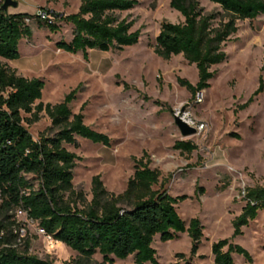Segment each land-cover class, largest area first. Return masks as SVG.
I'll return each mask as SVG.
<instances>
[{
  "label": "rangeland",
  "instance_id": "rangeland-1",
  "mask_svg": "<svg viewBox=\"0 0 264 264\" xmlns=\"http://www.w3.org/2000/svg\"><path fill=\"white\" fill-rule=\"evenodd\" d=\"M16 10L35 15L40 9L52 8L63 15L76 13L78 0H14ZM131 10L116 12L120 20L132 22L131 31H139L138 43L120 51H87L70 54L56 49L55 43L70 39V26L51 33L31 21L32 36L19 42V57L0 63L27 79L44 82L40 102L56 104L71 90L79 88L71 103L72 113L80 112L84 124L105 134L109 146L76 138V147L65 146L79 160L73 169V188L91 199V179L99 175L105 189L123 192L133 174L134 159L145 153L150 167L161 173L156 188L172 197L185 196L176 204L178 215L186 223L197 218L203 226V238L197 255L189 258L190 240L181 234L176 240L153 241L158 264H214L211 245L230 239L232 220L241 212L245 189L264 186V16L236 21L237 31L224 45L227 59L211 67L215 72L203 90L201 101L193 98L177 79L197 82V72L182 56L163 60L154 53L155 37L163 22L181 23V15L170 7V0H136ZM205 14L221 8L208 0H196ZM262 91L245 104L259 87ZM122 83L127 84L124 89ZM176 111L186 113L197 129L195 135L183 138L175 123ZM24 118L29 117L23 115ZM34 139L45 133L50 120L41 113L38 122L27 125ZM52 135L53 132H48ZM176 141L192 142L196 149L180 153L173 148ZM17 227L14 247L54 264H99L101 257L80 260L77 253L59 242L50 243L35 222L20 209L8 213ZM251 256V263L234 254L235 264H264V213L242 228L233 239ZM183 254L179 259L177 254ZM114 264H133L132 258Z\"/></svg>",
  "mask_w": 264,
  "mask_h": 264
},
{
  "label": "trees",
  "instance_id": "trees-1",
  "mask_svg": "<svg viewBox=\"0 0 264 264\" xmlns=\"http://www.w3.org/2000/svg\"><path fill=\"white\" fill-rule=\"evenodd\" d=\"M78 1L77 12L73 14L40 9L44 19L38 14L9 13L0 8V59L13 61L19 57V42L31 38L29 23L33 20L38 28L51 33L59 31L62 23L69 25L70 39L56 42V49L81 53L85 59L89 50L120 51L138 43L140 34L131 31L132 22L120 20L116 15L133 9L138 1ZM208 1L221 8L223 19H218L217 13L205 14L196 0H170V7L183 21L163 22L153 47L163 60L180 55L195 67V85L177 79L178 85L193 98L210 87L215 75L211 67L226 61L224 45L236 33V21L264 16V0ZM122 86L128 89L127 84ZM43 87L41 79L19 76L0 63V264H54L28 254L27 246L24 250L14 247L16 235L12 227L17 224L8 213L15 209L23 211L45 236L65 245L83 261L99 255V264H114L130 257L133 264H158L153 248L155 238L166 243L181 234L190 240L189 258L195 257L203 238V226L197 218L186 223L178 215L175 206L185 196L172 197L166 190L156 188L163 183L161 173L150 167V158L145 153L133 160V174L119 194L108 192L99 175L91 179L90 201L82 191L73 188V169L79 158L65 146L76 147V138L109 146L110 139L84 124L82 108L72 113L70 105L76 99L78 87L53 105L40 102ZM261 91L260 77L258 89L238 109H246ZM41 113L50 120V126L34 139L24 123L29 126L38 122ZM173 148L190 154L196 146L176 141ZM242 201L240 214L232 220L230 239L211 245L214 264H235L234 254L246 263L252 261L247 250L232 240L242 235V228L254 221L259 212L264 213V186L245 189ZM176 257L183 259L184 255Z\"/></svg>",
  "mask_w": 264,
  "mask_h": 264
},
{
  "label": "water",
  "instance_id": "water-1",
  "mask_svg": "<svg viewBox=\"0 0 264 264\" xmlns=\"http://www.w3.org/2000/svg\"><path fill=\"white\" fill-rule=\"evenodd\" d=\"M18 3L14 0H4L1 9L5 12L9 8H17ZM174 123L183 138H187L196 134L197 130L194 127L188 126L185 122L177 117H174Z\"/></svg>",
  "mask_w": 264,
  "mask_h": 264
},
{
  "label": "built area",
  "instance_id": "built-area-1",
  "mask_svg": "<svg viewBox=\"0 0 264 264\" xmlns=\"http://www.w3.org/2000/svg\"><path fill=\"white\" fill-rule=\"evenodd\" d=\"M3 2H4V0H0V8H1V5L3 4ZM37 14L40 16L41 19H44L45 18V14L44 13L38 11ZM197 98H198L199 101H201V99H202V93L197 94ZM174 117L179 118L180 120H182L183 122H185L188 126H191L190 124H193L189 119H187L186 113H182V115L180 116V112L179 111H176ZM46 239L50 243L54 242V240L50 236H46Z\"/></svg>",
  "mask_w": 264,
  "mask_h": 264
},
{
  "label": "crops",
  "instance_id": "crops-1",
  "mask_svg": "<svg viewBox=\"0 0 264 264\" xmlns=\"http://www.w3.org/2000/svg\"><path fill=\"white\" fill-rule=\"evenodd\" d=\"M79 2V1H78ZM79 6V5H78ZM17 7H18V5H17ZM50 10H53L52 8H49ZM78 9V8H77ZM9 13H22L21 11H19V10H16V8H9L8 10H7ZM77 12V11H76ZM60 14H63L62 12H60Z\"/></svg>",
  "mask_w": 264,
  "mask_h": 264
},
{
  "label": "bare ground",
  "instance_id": "bare-ground-1",
  "mask_svg": "<svg viewBox=\"0 0 264 264\" xmlns=\"http://www.w3.org/2000/svg\"><path fill=\"white\" fill-rule=\"evenodd\" d=\"M57 241H54V243H56Z\"/></svg>",
  "mask_w": 264,
  "mask_h": 264
}]
</instances>
